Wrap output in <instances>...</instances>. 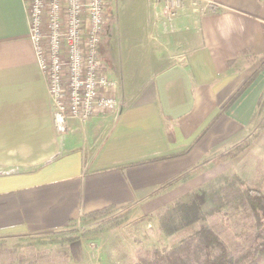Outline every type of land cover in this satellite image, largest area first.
Returning a JSON list of instances; mask_svg holds the SVG:
<instances>
[{"label":"crops","instance_id":"1","mask_svg":"<svg viewBox=\"0 0 264 264\" xmlns=\"http://www.w3.org/2000/svg\"><path fill=\"white\" fill-rule=\"evenodd\" d=\"M119 1H108L118 21L101 44L115 83L105 94L118 107L84 122L69 119L67 131L58 133L27 4L0 0L2 240L47 237L110 208L150 215L204 184L201 171L212 157L251 138L259 126L264 0H185L174 15L166 0H144L148 12L139 32L146 45L155 37L162 52L134 57L135 70L121 80L113 78L110 41L118 33L128 48L137 46L134 29L119 28ZM124 2L131 10L132 1Z\"/></svg>","mask_w":264,"mask_h":264},{"label":"rangeland","instance_id":"2","mask_svg":"<svg viewBox=\"0 0 264 264\" xmlns=\"http://www.w3.org/2000/svg\"><path fill=\"white\" fill-rule=\"evenodd\" d=\"M131 1L133 3L131 10L126 8L122 0V5L117 7L116 13L121 12L119 28L130 26L131 30L134 29L136 35L132 39L137 47L128 48L129 42L118 33L112 42L110 41L109 46V53L115 55L117 62L114 68L118 73L113 78L119 80L122 74L128 75L129 71L135 70L134 57L137 59L147 52L150 55L155 53L158 55L162 52L154 45V40L158 42L155 37H150L149 41L153 44L148 43V47L139 32V27L148 12L145 1ZM109 10L118 21V16L113 13L111 7ZM128 11L133 15H127ZM122 32L126 33L123 29ZM110 47H113L112 51ZM129 54L132 57L130 60ZM108 68L107 63L106 73ZM261 71L260 68L253 80ZM258 115V128L237 151V155L219 162H214L218 154L214 155L210 165L203 172L201 171L205 183L193 191L206 192L208 201L204 209L207 212L213 208L215 210L212 215H208L210 226L232 251L238 253L242 252L243 246L254 235L252 226L254 215L246 204L243 188L236 178H241L249 187L264 192V97L261 105L258 106ZM188 195L147 216L128 208H110L100 214L86 217L81 223L72 224L61 232L48 234L47 237H32L14 243L0 239V264H69L66 240L68 235L82 240L84 264H108L109 260L114 264H144L143 258H147L154 249L176 244L190 233L191 230L188 228H182L173 234H168L164 230V221L168 223L167 219L170 217L168 211L170 205L184 202ZM175 226L180 227L179 224Z\"/></svg>","mask_w":264,"mask_h":264},{"label":"built area","instance_id":"3","mask_svg":"<svg viewBox=\"0 0 264 264\" xmlns=\"http://www.w3.org/2000/svg\"><path fill=\"white\" fill-rule=\"evenodd\" d=\"M109 0H25L30 39L48 85L58 133L69 119L89 120L99 110L116 109L118 102L105 94L115 83L101 57L104 35L115 18ZM185 0H166L174 15Z\"/></svg>","mask_w":264,"mask_h":264},{"label":"trees","instance_id":"4","mask_svg":"<svg viewBox=\"0 0 264 264\" xmlns=\"http://www.w3.org/2000/svg\"><path fill=\"white\" fill-rule=\"evenodd\" d=\"M257 73V72H256ZM254 74L231 99L233 102L246 88L257 74ZM264 94L260 97L259 106ZM230 102V103H231ZM246 140L219 154L214 162L225 160L237 155ZM243 188L247 199V206L253 212L254 235L243 246L242 252H234L220 235L210 226L208 215H212L214 208L205 211L204 205L208 201L204 190H197L188 195L182 203L170 205L168 223L164 221V230L173 234L182 228L190 229V233L176 244L166 245L161 249H154L144 264H264V192L249 187L241 178H236ZM105 210L95 211L90 214L97 215ZM172 221V222H171ZM179 224L180 227L175 225ZM66 233V232H63ZM67 258L69 264H84V247L79 237L68 235Z\"/></svg>","mask_w":264,"mask_h":264}]
</instances>
